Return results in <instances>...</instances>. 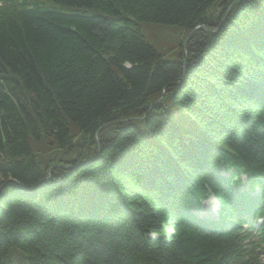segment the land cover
Wrapping results in <instances>:
<instances>
[{"label": "trees", "instance_id": "obj_1", "mask_svg": "<svg viewBox=\"0 0 264 264\" xmlns=\"http://www.w3.org/2000/svg\"><path fill=\"white\" fill-rule=\"evenodd\" d=\"M53 1L0 12V264H261L188 210L264 185V0Z\"/></svg>", "mask_w": 264, "mask_h": 264}, {"label": "rangeland", "instance_id": "obj_2", "mask_svg": "<svg viewBox=\"0 0 264 264\" xmlns=\"http://www.w3.org/2000/svg\"><path fill=\"white\" fill-rule=\"evenodd\" d=\"M141 27L146 39L156 45L160 50H164V52L174 49L175 43L179 38L177 36L183 35L180 30L165 25L142 23ZM208 207L213 208V203H210Z\"/></svg>", "mask_w": 264, "mask_h": 264}]
</instances>
